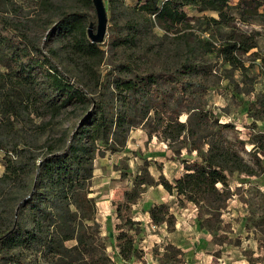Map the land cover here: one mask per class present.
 Here are the masks:
<instances>
[{"label": "trees", "instance_id": "obj_1", "mask_svg": "<svg viewBox=\"0 0 264 264\" xmlns=\"http://www.w3.org/2000/svg\"><path fill=\"white\" fill-rule=\"evenodd\" d=\"M12 1L15 0H2L3 5L11 7L5 6L6 13L0 14L3 67L0 128L17 133L20 125L25 126L23 121L35 115L39 119L49 117L38 124L37 133L50 128L54 131L64 109L94 104L84 122L72 133L64 130L55 136L53 132L45 140L40 159L36 149L27 144L30 142L24 141L21 147L19 138L10 149L1 146L5 150V171L0 175V264L113 263L91 195L93 162L104 145L118 149L119 144L125 143L129 130L136 125L138 113L150 115L155 122L151 124V132H158L170 147L186 142L188 151L196 152L192 159H182L184 172L180 177L173 182L165 179L162 184L181 206L188 202L195 204L199 222L216 237L221 228V214L232 196L231 177L236 173L254 174L256 164L259 166L261 162L256 156L251 163L244 155V139L232 134L234 125L219 122L213 111L206 108L209 67L189 59L159 71L139 67L132 77L114 79L113 104L91 100L84 79H73L64 70V64L69 57L83 60L85 75L95 79L90 60L101 50L99 43L93 42L87 33V23L92 17L79 10L59 11L57 21L53 22L50 5L44 1L39 10H33L42 14L37 19L28 16L16 19L9 13L15 11L18 16L22 7L16 9ZM188 7L216 10L219 18H210L216 25H233L234 11L243 17L264 16V12L260 13L261 8L264 10V0H139L137 5L145 18H155L161 28L175 34L179 27L191 28L193 18L187 12ZM130 28L125 37H118L120 43L137 39V25L131 24ZM41 29L50 30L44 41L39 36ZM190 34L193 33L184 31L177 38ZM258 35V31L237 30L219 46L207 39L201 41L210 53L238 69L244 65L240 55L258 46ZM54 37L66 41L64 50L48 46V40ZM128 68L129 72L133 70L131 65ZM99 85L102 90L109 83L100 81ZM259 102L263 105L264 98ZM114 104L120 106L117 111ZM183 105L186 109H181ZM183 111L189 113L186 120L180 118ZM181 148L174 150L181 153ZM145 184L143 177H136L133 188L126 190L122 201L116 204L120 219L116 225L120 230L117 246L125 260L139 253L131 233L139 222L132 215V204L139 200ZM14 188L17 190L13 191ZM148 212L154 224L166 225L170 232L176 229L177 217L167 203L154 204ZM259 230L258 248L262 252L259 258L263 260L264 226ZM71 240L76 243L67 245Z\"/></svg>", "mask_w": 264, "mask_h": 264}, {"label": "rangeland", "instance_id": "obj_2", "mask_svg": "<svg viewBox=\"0 0 264 264\" xmlns=\"http://www.w3.org/2000/svg\"><path fill=\"white\" fill-rule=\"evenodd\" d=\"M44 1L50 5L51 21H57L59 11L79 10L92 17L87 24L89 26L94 21L96 31L95 6L84 0H15L12 1L13 6L16 9L22 8L18 16L15 11L9 14L16 19H25L26 16L37 19L42 14L34 13L33 10H39ZM1 2L2 0L0 14H5L4 7L11 6ZM138 2L139 0H114L111 3L110 0H105L108 13L107 33L105 40L99 43L101 52L90 60L95 79L85 75L83 60L69 57L64 70L73 79H84L85 89L91 100H106L113 104L114 79L132 77L139 67L141 70L159 71L188 59L204 63L209 67V88L204 96L206 108L213 111L219 122L234 125L235 132L232 134L244 139L245 157L254 163L257 156L261 164H256L254 174L236 173L231 177L232 196L221 214V228L216 231L215 237L199 222L196 205L188 202L181 206L176 196L169 193L162 184L165 179L173 182L176 177H180L184 172L182 159H192L196 152L191 154L186 142L170 147L158 132H151V124L155 122L150 119V115L138 113L136 125L129 130L125 143L119 144L118 149L104 145L93 162L91 195L95 198L97 221L101 234L106 239L107 253L112 254L113 247L118 244L116 237L120 230L116 225L120 223V219L116 214V204L122 201L126 190L133 188L135 178L143 177L147 184L141 187L139 200L132 204V215L139 222L131 233L135 236L139 253L131 264H134L133 261H140L139 264H264V259L259 258L262 252L258 248L261 235L259 229L264 226V104L259 102L264 98V16L243 17L234 11L233 25H216L210 20L211 17L219 18L216 10L199 11L195 7H188L187 12L193 18L191 28L185 30L184 27H179V32L175 34L166 32L155 18H145L137 8ZM262 12L263 8L260 9V13ZM131 24L138 27L135 28L137 39L120 43L118 37H125L131 31ZM237 30L259 32L258 46L247 54L240 55L244 65L238 69L225 62L221 56L210 53L201 41L207 39L219 46ZM49 31L41 29L39 32L43 41ZM184 31H191L193 34L177 38ZM48 41V46L65 49L66 41H60V38L54 37ZM128 65L133 69L131 72L127 69ZM0 70H3L1 64ZM98 81H107L109 86L101 90ZM93 104L87 107L77 104L64 109L54 125V131L50 128L46 132L37 133L38 124L49 117L39 119L35 115L27 117L23 121L25 126L20 125L17 133L5 127L0 128V175L5 171V150L1 146L10 149L19 138L21 147L24 141L30 142L27 144L36 149L40 159L45 151L42 146L45 140L53 132L55 136L64 130L72 133L87 118ZM119 108L118 104H114L116 111ZM181 109H186L185 105ZM182 113L180 118L186 120L189 113ZM177 148L182 149L181 153L174 150ZM29 182L32 186L33 179ZM16 190L17 188L13 189ZM159 203H167L175 213L176 231L168 232L165 225L152 222L148 211L152 205ZM75 243V240H71L67 245ZM112 262L116 264L114 260Z\"/></svg>", "mask_w": 264, "mask_h": 264}, {"label": "water", "instance_id": "obj_3", "mask_svg": "<svg viewBox=\"0 0 264 264\" xmlns=\"http://www.w3.org/2000/svg\"><path fill=\"white\" fill-rule=\"evenodd\" d=\"M97 13V28L95 31V22L91 21L88 26V36L93 42H103L107 33L108 13L105 0H92Z\"/></svg>", "mask_w": 264, "mask_h": 264}, {"label": "crops", "instance_id": "obj_4", "mask_svg": "<svg viewBox=\"0 0 264 264\" xmlns=\"http://www.w3.org/2000/svg\"><path fill=\"white\" fill-rule=\"evenodd\" d=\"M176 229H177V224H176ZM176 229L174 231H176ZM167 231L170 232L168 229H167ZM174 231H172V232H174ZM109 255L112 257V259L115 261L116 264H126V263H130L131 264L132 263L131 261L134 260V258L129 259V260H125V259L121 258L120 255H119V248H118L117 245H115L113 247L112 254L109 253ZM139 262L133 261L134 264H139Z\"/></svg>", "mask_w": 264, "mask_h": 264}]
</instances>
